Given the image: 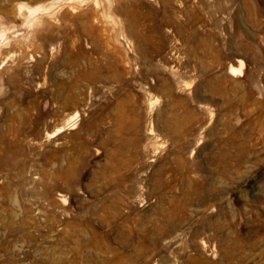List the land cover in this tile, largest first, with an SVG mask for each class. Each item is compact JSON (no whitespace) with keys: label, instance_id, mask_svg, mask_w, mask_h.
<instances>
[{"label":"rangeland","instance_id":"obj_1","mask_svg":"<svg viewBox=\"0 0 264 264\" xmlns=\"http://www.w3.org/2000/svg\"><path fill=\"white\" fill-rule=\"evenodd\" d=\"M0 264H264V0H0Z\"/></svg>","mask_w":264,"mask_h":264},{"label":"bare ground","instance_id":"obj_2","mask_svg":"<svg viewBox=\"0 0 264 264\" xmlns=\"http://www.w3.org/2000/svg\"><path fill=\"white\" fill-rule=\"evenodd\" d=\"M36 11V10H35ZM238 63H239V67H234V66H230L229 68V73H234V72H238L240 71V68L242 66V61L241 60H238ZM77 119H78V113H72L66 120H65V123H64V127H68L70 129H73L76 122H77ZM60 132V129H57L55 133H58Z\"/></svg>","mask_w":264,"mask_h":264}]
</instances>
